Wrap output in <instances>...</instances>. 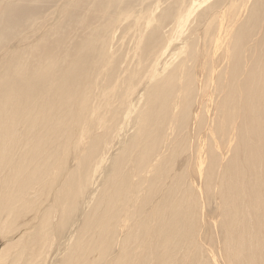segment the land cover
<instances>
[{"label": "bare ground", "instance_id": "obj_1", "mask_svg": "<svg viewBox=\"0 0 264 264\" xmlns=\"http://www.w3.org/2000/svg\"><path fill=\"white\" fill-rule=\"evenodd\" d=\"M195 1L0 4V264H264V0Z\"/></svg>", "mask_w": 264, "mask_h": 264}, {"label": "rangeland", "instance_id": "obj_2", "mask_svg": "<svg viewBox=\"0 0 264 264\" xmlns=\"http://www.w3.org/2000/svg\"><path fill=\"white\" fill-rule=\"evenodd\" d=\"M22 1H24V0H0V4H3V3H14V7H23L22 5H24V7H26V5H28L29 7H33L34 5H38V6H34L35 8H36V11L38 10V8H40L39 10V16L37 17V19H36V21H35V24H40V25H43V26H45V24L46 25H48L49 23H52V20H55V18H61V19H65L66 17H65V15H64V13L63 12H66V11H68V13L69 12H71L72 14L74 13H76L77 14V16H76V18H75V20L74 19H71V18H69V20H71L73 23H78V22H80V23H84V24H88L89 26H91L92 28H98V27H100L101 25H102V23H103V21H106V20H108V19H111V18H113L114 16H116L117 14H119V13H122V12H129L130 14H133V16L131 17V18H129V19H140L141 17H145L146 16V14H147V9L148 8H153V7H155L156 5H158L157 6V11H156V13H157V15L159 14H161V13H163V12H165L166 10H170V9H172L173 10V8L172 7H174V6H172V5H176L177 3H181V4H184V5H188V2L189 1H191V0H160V2H159V0L157 1V0H138V2H136L137 0H121L120 2L118 1V0H94L93 2H92V0H91V2L92 3H90V0H88V2H87V0H84L85 2H83V0H72V1H70V0H25L24 2L26 3V5H25V3H23ZM28 1V2H27ZM99 1V2H98ZM104 1V2H103ZM108 1V3H106ZM115 1V2H114ZM133 1V2H132ZM145 1L147 2V3H145ZM179 1V2H178ZM213 0H206V1H204V2H197V1H195L196 3H197V11H199V12H201V11H205V9L208 7V6H210L213 2H212ZM56 2V3H55ZM75 3V7H74V3ZM128 2H130V3H128ZM142 4H141V3ZM158 2V3H157ZM19 3V4H18ZM66 3V4H65ZM94 3V4H93ZM112 3V4H111ZM157 3V4H156ZM20 4H21V6H20ZM33 4V5H32ZM72 4V5H71ZM106 4H108V5H106ZM139 4H141V6H139ZM65 5V6H64ZM81 5V6H80ZM107 7H106V6ZM110 5H111V7H110ZM95 6V7H94ZM117 6H119L118 8H117ZM145 6V7H144ZM38 7V8H37ZM106 8V10H104L105 8ZM235 7V6H234ZM233 7V8H234ZM65 8V11L63 10ZM70 8V9H69ZM75 8V9H74ZM78 10H77V9ZM89 8V9H88ZM99 8L102 10V11H100L99 10ZM104 8V9H103ZM110 8V9H109ZM144 8V9H143ZM69 9V10H68ZM80 9H81V11H80ZM83 9H85L84 11H82ZM92 9V10H91ZM109 9V10H108ZM165 9V10H164ZM18 10H19V8H18ZM44 12H43V11ZM91 12V11H93V12H89V11ZM140 10V11H139ZM162 10H164L163 12H162ZM62 11V12H61ZM86 11V12H85ZM107 11H108V14L110 13V14H112V15H106V13H107ZM197 11H195V12H197ZM43 14L42 15V17H41V13ZM46 12V13H45ZM170 12L172 13V11L170 10ZM19 13H21V12H19ZM105 13V14H104ZM135 13V14H134ZM176 13V12H175ZM46 14V16H44ZM61 15V17H59ZM94 15H96L95 17H94ZM106 16V18H105V16ZM114 15V16H113ZM137 15H138V17H137ZM194 15H196V13H194ZM194 15H192V17H190L189 19L190 20H194ZM2 15L0 14V17H1ZM86 16H87V18H86ZM39 17H40V19H39ZM46 17V18H45ZM78 17V18H77ZM79 17H80V19H79ZM98 17V18H97ZM43 18V19H42ZM48 18V19H47ZM104 18V19H103ZM39 19V20H38ZM42 19V20H41ZM47 19V20H46ZM83 19H84V22H82L83 21ZM100 19H101V21H100ZM66 20H68V19H66ZM156 20V23L158 22V19H155ZM59 21H60V19H59ZM100 21V22H99ZM129 20H127V22H128ZM226 21V15L224 14V12H220L219 13V15H218V17L215 19V21L207 28V30L208 31H210V30H212V29H217L220 25H222L224 22ZM40 22V23H39ZM49 22V23H48ZM99 22V23H98ZM198 22V21H197ZM196 21H195V24L197 23ZM98 23V24H97ZM194 24V25H195ZM186 25V24H185ZM189 25H191V23L189 22V21H187V26H185V27H183V29H185L186 27H189ZM95 26V27H94ZM205 27H203V26H201L200 25V30L198 31V30H196V32H198V33H200V32H202V30L204 29ZM120 32V30L117 32V33H119ZM207 36L206 35H203L202 33H201V35H200V38H199V41H203L202 42V46L201 47H204L205 45H204V42L207 40ZM119 41H122L121 43L120 42H117L116 43V52L115 53H117V55H122L123 53H125V52H128V50L130 49V47H131V42L129 41V37L128 36H126L125 35V37H121L120 39H119ZM181 41V38H179L177 41H174L173 43L171 42V45H173V47L175 48L176 47V45H178V42H180ZM177 42V43H176ZM216 43H217V41H216V39H214L213 40V46H216ZM218 46H220V43H218ZM179 51V49H177L175 52H178ZM202 56L204 57V55L202 54ZM162 57V56H161ZM159 58L158 56H156V57H154V60L153 61H150L149 62V64H153V70H155L156 69V72H158L159 71V69H158V66L160 65V63H161V59L163 58ZM136 89H138V87L136 88ZM194 118V116H192V119ZM122 130L123 129H119L118 130V132H117V134H116V137H115V140H117L118 138H119V136H120V134L122 133ZM185 155H184V153H182L181 155H179L177 158H176V162H180L181 160H182V158L184 157ZM195 160H196V156L194 157V163H195ZM100 165V164H99ZM87 191H89V189L87 190ZM85 199H83L81 202H83Z\"/></svg>", "mask_w": 264, "mask_h": 264}]
</instances>
